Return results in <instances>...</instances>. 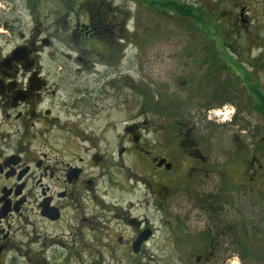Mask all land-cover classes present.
Wrapping results in <instances>:
<instances>
[{
	"label": "rangeland",
	"instance_id": "374dc122",
	"mask_svg": "<svg viewBox=\"0 0 264 264\" xmlns=\"http://www.w3.org/2000/svg\"><path fill=\"white\" fill-rule=\"evenodd\" d=\"M110 1L130 15L126 28L130 36L122 40L118 31H113L111 45L84 36L81 29L88 23V14L76 1L0 0V50L6 53L21 44L36 42L42 48L41 61L54 73L49 84V103L54 104L50 114L54 117V131L50 134H54V141H94L99 147L97 151L111 154L122 141L124 127L137 125L152 146L164 145L167 136L173 143V132L162 123L168 119L162 113L165 103L161 94H169L172 101L168 106L182 104V116L190 126L191 122L196 125L191 140L198 142V152L207 159L200 170L195 169L196 162L186 159L172 177L175 187L179 189L181 185L186 193L184 205L194 208L206 194H213L220 195L225 203L232 202L231 206L223 205V212L230 219L239 217L244 208L250 212L247 205L254 202L250 196L264 191L261 179L249 182L255 177V170L250 169L254 155L260 158L264 169V143L260 151L253 146L254 141L264 138V115L259 110L264 99L257 95L259 85L264 88V48L263 54H259L258 47L264 46L263 11V15L251 11L248 31L243 30L242 34L234 31L236 26L229 15L220 16L221 20L213 21L211 30L204 32L200 25L194 24L193 17L159 16L133 0ZM181 1L212 14L218 2L232 10L236 3L241 5L240 0ZM206 15H203L206 20L212 17ZM211 50H216L221 61L215 63L210 73L202 62L210 60ZM228 84L226 97L235 99L238 106L235 114L229 105L226 109L205 111L209 103L218 100L216 92L204 100L191 96ZM150 105L156 108L150 110ZM174 112L170 120H178L179 112ZM123 140L129 141L124 137ZM179 152H174L176 157ZM199 215L201 222L194 224L197 232L206 229V214L202 211ZM37 231L48 234L51 227L42 223ZM27 232L29 228L17 235L25 237ZM222 240L217 253L228 258L224 261L215 258L212 264H242L237 252L234 253L233 241L227 236ZM192 244L196 242L180 245L171 240L156 245L154 260L138 264H191L196 248ZM181 249L188 256L180 254ZM45 253L46 260L40 264H53V259L54 264L94 263L58 260L50 247ZM18 264L30 263L22 260Z\"/></svg>",
	"mask_w": 264,
	"mask_h": 264
},
{
	"label": "flooded vegetation",
	"instance_id": "af4514ba",
	"mask_svg": "<svg viewBox=\"0 0 264 264\" xmlns=\"http://www.w3.org/2000/svg\"><path fill=\"white\" fill-rule=\"evenodd\" d=\"M240 1L234 10L219 2L216 5L217 14L229 15L237 34L248 31L252 14H264V0ZM83 25L84 36L93 37L92 25ZM19 47L32 54L30 62L15 54ZM258 47L263 54L264 46ZM41 56L42 48L36 42L6 53L0 50V264L22 260L40 264L46 260L48 247L53 257L66 262L138 264L153 261L155 246L171 240L180 245L196 242L192 244L196 248L191 264L226 260L228 255L224 258L217 253L226 235L217 227L218 196L206 194L194 207L196 212L193 206L184 205L187 196L183 197V187L178 189L172 183L186 159L196 162V170L207 160L198 152V142L191 140L197 127L182 116L183 105L169 107V94H161L165 103L162 113L168 119L162 123L173 132L175 141L170 142L167 136V142L159 147L145 140L137 125L124 127L123 137L129 141L121 137L111 154L97 151L94 141H54V134H50L54 131V117H50L54 104L49 103L54 73ZM204 64L213 72V62ZM259 90L264 93L261 86ZM214 91L211 87L191 96L204 100ZM228 105L234 114L238 111L232 101L220 106L209 103L205 111L226 109ZM152 107L156 108L150 105V110ZM259 110L264 115V107L259 105ZM174 111L179 112L178 120H170ZM262 143L264 138L254 141V149L260 151ZM178 151L176 157L174 152ZM250 169L255 170L251 180L264 181L263 165L255 155ZM209 197L214 202L211 208ZM226 203L232 205L230 200ZM202 211L206 229L197 232L194 224ZM223 218L228 224L234 219ZM42 223L50 225V233L37 231ZM28 228L25 237H18L19 231ZM181 250L180 254L188 256Z\"/></svg>",
	"mask_w": 264,
	"mask_h": 264
},
{
	"label": "trees",
	"instance_id": "16d2710c",
	"mask_svg": "<svg viewBox=\"0 0 264 264\" xmlns=\"http://www.w3.org/2000/svg\"><path fill=\"white\" fill-rule=\"evenodd\" d=\"M80 4L81 7L85 9L88 14V23L86 25L91 26V33L93 37L89 38L92 40H102L103 42L111 45V33L113 31H118L122 40H125L130 36L128 30L129 20V11H125L114 6L110 0H73ZM138 5L143 6L149 12H154L159 16H177L178 18H194V24L200 25L202 30L210 31L213 21L217 22L220 14L217 12H203L196 7L194 4H186L181 0H133ZM212 16L208 17L207 20L204 19L203 15ZM222 13V12H221ZM119 20V23L116 22ZM219 19L218 21H220ZM213 22V23H212ZM84 30H86L85 25H83ZM220 31V29L218 30ZM87 37V36H85ZM210 60L214 64L220 62L221 59L219 54L214 51H209ZM208 58V56H206ZM206 62L204 59L202 63ZM252 66L254 65L251 63ZM227 86L223 85L215 89L217 106H220L226 102L232 101L235 99L227 98ZM258 87V86H257ZM260 85L258 89V96L261 99H264V93L260 90ZM215 95V93H213ZM264 102V101H263ZM264 107V104H261ZM254 180L250 179V183ZM249 183V184H250ZM254 187H252V190ZM260 194H254L250 197L254 198V202H251L247 205V208L250 212L244 210L240 211L239 217L233 219V222L230 224L227 223L226 218H223L225 213L223 212V205L225 203L223 199L218 196L217 204V214L220 216L217 221V227L219 230L224 231L228 238L233 241L234 253L237 252L239 259L242 264H264V191H260ZM255 193V191H253ZM214 202L209 198L208 205L212 206ZM244 211V213H243ZM226 216V215H225ZM223 239V238H222ZM233 253V254H234Z\"/></svg>",
	"mask_w": 264,
	"mask_h": 264
},
{
	"label": "water",
	"instance_id": "95a60500",
	"mask_svg": "<svg viewBox=\"0 0 264 264\" xmlns=\"http://www.w3.org/2000/svg\"><path fill=\"white\" fill-rule=\"evenodd\" d=\"M15 54L21 56V58H25L27 62L31 61L32 54H26L22 47L17 48Z\"/></svg>",
	"mask_w": 264,
	"mask_h": 264
},
{
	"label": "bare ground",
	"instance_id": "6f19581e",
	"mask_svg": "<svg viewBox=\"0 0 264 264\" xmlns=\"http://www.w3.org/2000/svg\"><path fill=\"white\" fill-rule=\"evenodd\" d=\"M218 114H221V112H218ZM234 264H239L238 262H235Z\"/></svg>",
	"mask_w": 264,
	"mask_h": 264
}]
</instances>
